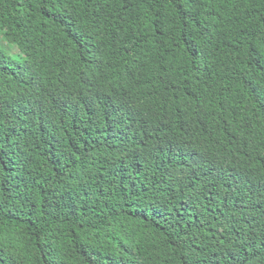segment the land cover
Returning <instances> with one entry per match:
<instances>
[{"label":"trees","instance_id":"trees-1","mask_svg":"<svg viewBox=\"0 0 264 264\" xmlns=\"http://www.w3.org/2000/svg\"><path fill=\"white\" fill-rule=\"evenodd\" d=\"M0 264H264V0H0Z\"/></svg>","mask_w":264,"mask_h":264},{"label":"rangeland","instance_id":"rangeland-1","mask_svg":"<svg viewBox=\"0 0 264 264\" xmlns=\"http://www.w3.org/2000/svg\"><path fill=\"white\" fill-rule=\"evenodd\" d=\"M0 46L5 47L6 52L13 61L24 62L25 58L23 54L16 49L15 47H9L8 44L5 42V36L3 35L2 31L0 30Z\"/></svg>","mask_w":264,"mask_h":264}]
</instances>
